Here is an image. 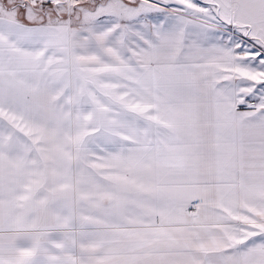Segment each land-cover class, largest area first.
Segmentation results:
<instances>
[{"label":"snow or ice","instance_id":"1","mask_svg":"<svg viewBox=\"0 0 264 264\" xmlns=\"http://www.w3.org/2000/svg\"><path fill=\"white\" fill-rule=\"evenodd\" d=\"M0 264H264V0H0Z\"/></svg>","mask_w":264,"mask_h":264}]
</instances>
